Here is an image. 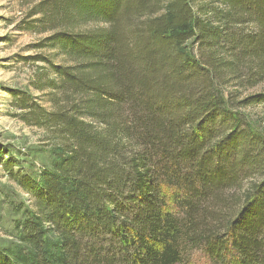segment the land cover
Listing matches in <instances>:
<instances>
[{"label": "trees", "instance_id": "trees-1", "mask_svg": "<svg viewBox=\"0 0 264 264\" xmlns=\"http://www.w3.org/2000/svg\"><path fill=\"white\" fill-rule=\"evenodd\" d=\"M22 1L17 29L55 57H31L12 116L51 160L3 164L30 204L0 264H264V132L246 112L264 108V0Z\"/></svg>", "mask_w": 264, "mask_h": 264}, {"label": "rangeland", "instance_id": "rangeland-1", "mask_svg": "<svg viewBox=\"0 0 264 264\" xmlns=\"http://www.w3.org/2000/svg\"><path fill=\"white\" fill-rule=\"evenodd\" d=\"M27 9L28 6L22 0H0V246H8L15 241L14 225L22 216L20 208L30 204L29 195L9 179L3 164L11 160L15 168L21 167L37 173L42 167L48 166L51 160L50 148L43 140V132L14 118L10 105V90L28 88L36 67L43 64L35 62L31 57L40 53L55 57L50 50L32 48L33 43L44 35L17 29ZM62 61L61 55L54 59L55 63ZM259 89L262 87L255 90ZM31 91L35 95L40 94L34 89ZM246 112L264 132V108L253 107ZM167 209L174 214L178 213L175 194L172 192L167 195ZM182 259V264H213L195 250L184 253Z\"/></svg>", "mask_w": 264, "mask_h": 264}]
</instances>
